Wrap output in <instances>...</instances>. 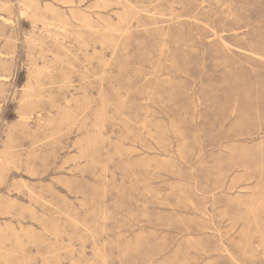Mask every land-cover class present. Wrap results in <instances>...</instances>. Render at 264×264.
I'll return each instance as SVG.
<instances>
[{
    "label": "rangeland",
    "instance_id": "rangeland-1",
    "mask_svg": "<svg viewBox=\"0 0 264 264\" xmlns=\"http://www.w3.org/2000/svg\"><path fill=\"white\" fill-rule=\"evenodd\" d=\"M0 264H264V0H0Z\"/></svg>",
    "mask_w": 264,
    "mask_h": 264
},
{
    "label": "bare ground",
    "instance_id": "bare-ground-1",
    "mask_svg": "<svg viewBox=\"0 0 264 264\" xmlns=\"http://www.w3.org/2000/svg\"><path fill=\"white\" fill-rule=\"evenodd\" d=\"M5 159V158H4Z\"/></svg>",
    "mask_w": 264,
    "mask_h": 264
}]
</instances>
